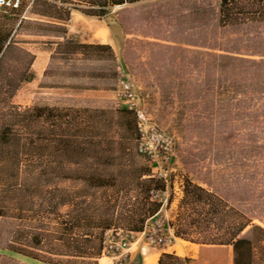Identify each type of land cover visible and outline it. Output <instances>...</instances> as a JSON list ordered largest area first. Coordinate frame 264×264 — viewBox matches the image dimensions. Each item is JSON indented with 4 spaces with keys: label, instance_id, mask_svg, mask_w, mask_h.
Listing matches in <instances>:
<instances>
[{
    "label": "rangeland",
    "instance_id": "rangeland-1",
    "mask_svg": "<svg viewBox=\"0 0 264 264\" xmlns=\"http://www.w3.org/2000/svg\"><path fill=\"white\" fill-rule=\"evenodd\" d=\"M20 2L22 9L15 13L0 11V21L12 17L16 26L25 19L15 39L35 58L32 79L21 84L12 102L113 110L117 78L123 79L144 98L136 112L139 142L150 154H136L137 161L162 177L165 186L156 195L162 205L143 230L105 231L102 239L126 245L99 253L53 252L18 241L13 237L18 220L2 215L0 264H141L143 258H158L163 247L183 254L190 244L164 226L176 214L186 177L250 219L238 236L246 243L243 264H264V242L253 245L261 234L250 230L255 224L264 229V68L254 74L243 66L220 70L216 56L264 63V0H137L111 6L100 16L85 14L90 4L84 0L35 3L37 9L69 11L62 37L36 34L53 28L35 23L54 20L30 12L32 0ZM65 39L109 44L113 57L107 52L67 55L56 49ZM232 83L237 88L226 92ZM118 209L120 217L132 213ZM10 245L38 255L17 253ZM169 255L164 263L178 264Z\"/></svg>",
    "mask_w": 264,
    "mask_h": 264
},
{
    "label": "trees",
    "instance_id": "trees-1",
    "mask_svg": "<svg viewBox=\"0 0 264 264\" xmlns=\"http://www.w3.org/2000/svg\"><path fill=\"white\" fill-rule=\"evenodd\" d=\"M30 12L54 22L38 21L62 37L69 11L55 7ZM89 15H103L111 6L137 0H84ZM23 3L11 13L21 10ZM10 13V14H11ZM0 21V216L18 220L14 239L53 252L87 254L102 251V233L109 229L142 231L146 221L160 209L162 201L154 191L164 189V179L153 175L148 165L137 161L141 137L137 113L127 107L94 109L75 106L28 105L12 102L21 84L32 79L35 55L19 46L17 25L12 17ZM67 55L107 52L105 43H82L71 39L56 42ZM17 57V59L15 57ZM220 70L247 67L254 74L264 63L230 54H216ZM16 60V61H13ZM91 88L94 86H79ZM236 83L225 87L233 91ZM176 214L165 224L175 237L202 244H233L236 251L246 244L238 236L250 219L223 198L188 177L182 184ZM170 201V198L168 199ZM131 214L119 216L116 210ZM264 242V229L251 225ZM242 238V237H241ZM12 250L36 258L38 254L10 245Z\"/></svg>",
    "mask_w": 264,
    "mask_h": 264
},
{
    "label": "crops",
    "instance_id": "crops-1",
    "mask_svg": "<svg viewBox=\"0 0 264 264\" xmlns=\"http://www.w3.org/2000/svg\"><path fill=\"white\" fill-rule=\"evenodd\" d=\"M81 18V16H79ZM69 91L74 90L78 91L77 94L81 93L83 89H70ZM85 91V89H84ZM95 91H103L95 90ZM105 91V90H104ZM166 224V223H165ZM173 232L168 229V232ZM174 238H176L173 235ZM190 245L186 247V250L183 254H178L176 251H172L169 253L167 248H162L159 253V257L156 258L155 264H166L164 261L166 258L170 257L169 254H172L174 258L178 260V264H243L245 257V249L244 247H240L238 251L235 250L233 244H202L195 243L191 241L185 240ZM191 244L198 245L197 249L194 250ZM141 264H146L145 258L142 259Z\"/></svg>",
    "mask_w": 264,
    "mask_h": 264
},
{
    "label": "built area",
    "instance_id": "built-area-1",
    "mask_svg": "<svg viewBox=\"0 0 264 264\" xmlns=\"http://www.w3.org/2000/svg\"><path fill=\"white\" fill-rule=\"evenodd\" d=\"M20 3H21L20 0H0V11L5 13H11L14 9H16L20 5ZM117 79H118V84L116 88V100L114 106L117 108L127 107L130 109H134L138 113V109L143 104L144 98L136 89L131 87V85L128 82L124 81L121 78H117ZM138 125L140 129V122H138ZM137 150L139 153L150 154V149H148L145 146L143 147L140 142L138 144ZM158 191L159 190H156V192L154 191L155 195H158ZM168 229L170 228H167V230ZM106 233L107 232H105V234ZM115 233L118 234V232ZM102 242H103L102 252L114 248L116 249L117 247H124L126 245L125 241L113 242V240H106V237L103 238Z\"/></svg>",
    "mask_w": 264,
    "mask_h": 264
},
{
    "label": "bare ground",
    "instance_id": "bare-ground-1",
    "mask_svg": "<svg viewBox=\"0 0 264 264\" xmlns=\"http://www.w3.org/2000/svg\"><path fill=\"white\" fill-rule=\"evenodd\" d=\"M104 36V39H105V35ZM156 258L157 256H149L147 259H146V264H155L156 262Z\"/></svg>",
    "mask_w": 264,
    "mask_h": 264
}]
</instances>
